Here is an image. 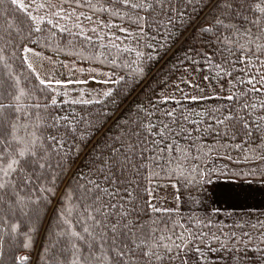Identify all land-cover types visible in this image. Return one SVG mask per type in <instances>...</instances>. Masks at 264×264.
<instances>
[{
	"label": "trees",
	"instance_id": "1",
	"mask_svg": "<svg viewBox=\"0 0 264 264\" xmlns=\"http://www.w3.org/2000/svg\"><path fill=\"white\" fill-rule=\"evenodd\" d=\"M43 2L45 0H37V3ZM233 3L240 4L242 0H233ZM157 8L156 12L139 13L142 19L138 20L136 12L123 10L109 0H47L45 8L33 6L29 10L32 15L44 18L41 31L37 32L34 28L29 31L32 22L11 5L10 0L0 5V47L4 48L5 63L10 65L7 69L0 65V72L11 71L18 76L32 100L39 101L42 109L43 105H48L44 109L46 114L68 117V121L61 123L71 121L66 138L67 148L72 149L64 159L63 168L56 167L60 157L52 158L57 175L55 184L49 186L55 188L54 194L27 193L33 198L42 197L38 220L30 223L19 211L10 214L7 209L0 214V223L7 217L9 225L20 224L16 233L9 228L3 234L0 264H19L18 258L23 256L28 257L23 264H49L47 257L65 243L60 241L56 248H51L66 227L61 213L71 208L70 219L81 218V207H87L93 195L90 192L85 196V187L92 188L89 180L99 178L96 170L101 167V159H109V153L114 147H120L122 140L127 145L132 128L145 119L140 106L154 113L150 117L153 121L160 117L169 123L172 138L165 143L170 144L172 150L161 152L164 143L158 147L151 143L160 137H148V150L144 152L147 159L138 170H132L135 182L130 187L137 199L141 222L152 225L155 220L167 235L174 229L176 234L190 236L178 211L154 213L145 203L150 201L151 182H172L181 196L198 195L205 191V167L212 156L247 165L264 160V108L260 107L264 91H252L253 85L247 83L249 79L258 80L264 73L260 62L264 61V54L258 53L259 60L253 57L252 62H245L247 54L238 44L226 48L212 33L201 31L214 25L217 17L238 25L244 23L242 17L234 15L229 20V13L217 0L195 3L170 0L163 12L159 6ZM169 15L173 17L171 23ZM49 20L52 23H48ZM127 34L135 38L127 39ZM239 43H244L243 38ZM27 46L60 59L105 69L110 72L112 81L121 77L123 80L107 86L112 90V97L102 95L93 100L86 97V85L45 87L39 83L41 78L33 67H28L30 63L25 60L23 51ZM137 53L141 55L138 57ZM138 65L144 68L141 76L134 72ZM190 66L204 69L207 82L213 88L229 81L233 99H227L228 96L196 100L179 97L164 103L174 79ZM255 87L260 88V83ZM52 97L57 100L56 105L51 104ZM177 99L179 104L175 103ZM251 104L256 107H249ZM171 110H174V119L162 115ZM225 115L233 117L226 122L228 127L216 123V118L222 119ZM245 120L248 128L243 127ZM73 128L81 132L86 129L87 135L81 140ZM137 139L131 137L132 141ZM77 144L79 147L75 148ZM60 155L63 156V151ZM135 159L140 163L143 158L137 154ZM46 175L50 181L51 173ZM120 195L125 194L121 191ZM231 220L237 222L233 228L239 234L237 238L234 234L227 235L224 242V249L232 257L231 264H264V210L243 220ZM30 227L34 228L30 233L32 242L29 248H24L21 242L27 239L24 232ZM79 227L77 224V230ZM46 247L51 251L46 253Z\"/></svg>",
	"mask_w": 264,
	"mask_h": 264
},
{
	"label": "snow or ice",
	"instance_id": "2",
	"mask_svg": "<svg viewBox=\"0 0 264 264\" xmlns=\"http://www.w3.org/2000/svg\"><path fill=\"white\" fill-rule=\"evenodd\" d=\"M5 2L6 0H0V5ZM109 2L123 10L136 12L139 20L142 19L139 13L156 12L157 6L163 12L170 0H109ZM195 2L199 0H188V3ZM217 2L225 12L229 13V20L234 15H240L244 23L238 25L227 22L225 18L217 17L214 25L204 27L201 31L212 33L216 41L226 48L229 45L238 44L241 51L247 54L245 62H252L253 57L259 60L258 53L264 54V0H242L240 4H234L233 0H217ZM10 3L28 16L32 22L29 31L33 28L37 32L41 31L40 25L44 22V18L32 15L29 10L33 6L36 9L45 8L47 0L43 3H37V0H27V2L26 0H10ZM54 15L59 16V13ZM172 19L173 17L169 15L168 22L171 23ZM48 23L52 21L49 20ZM241 38L244 43H239ZM228 50L232 51L231 48ZM23 51L38 55L28 47H24ZM140 55L137 53L138 57ZM260 62L264 66V61ZM0 65L6 69L10 68V65L5 63L3 47H0ZM28 67L31 69L32 65L28 64ZM134 72L137 76L143 75V66L138 65ZM120 80H123V77ZM120 80L111 81L109 77L104 82L120 83ZM39 83L50 87L53 81L40 79ZM55 83L60 84L59 81ZM247 83L253 85L252 91H264V73L260 74L258 80L249 79ZM256 83H260L261 87L256 88ZM189 86H192L190 82ZM196 87L199 86L196 85ZM176 89L183 92L179 85H176ZM112 95L111 89L103 92L104 97H112ZM171 99H173L172 96L164 97V103H168ZM191 99L196 100L197 97L193 96ZM227 99L232 100L233 96L230 95ZM50 102L52 105L57 104L54 97L50 98ZM175 103L179 104L180 100H175ZM248 106L256 107L255 104ZM47 107L48 105L45 104L42 109L39 101L32 100L31 94L26 91V86H21L18 76L11 71L0 72V214L6 209L10 214L19 211L23 216L28 217L30 223H34L40 217L42 197L33 198L27 193L40 191L54 194L55 188L49 186L55 184L57 175L53 169L52 158L60 157L56 167L63 168L64 159L72 151L67 148L66 138L71 121L68 124L61 123V121H68V117L46 114L44 109ZM260 107L264 108V100L261 101ZM140 110L145 112V119L132 128L127 145L122 140L121 146L114 147L109 153V159H101V167L96 170L99 178L89 180L92 188L85 187L84 195L88 196L90 192L93 195L88 206L81 207V218L70 219L71 208L61 213L66 227L58 234L59 239L51 245V248H56L60 241L65 243L47 257L49 264H176V262L189 264L187 245L193 239L192 235L186 238L183 233L176 234L174 229L169 230L172 232L171 235H167L155 220L152 221V225H147L139 218L137 199L133 195L134 190L130 187L135 182L131 173L133 169L138 170L147 159L144 157V152L148 150V137H160L159 140H152L151 143L157 147L164 143V148H160L161 152L166 149L172 150V146L165 143L172 138L169 123L160 117L153 121L150 117L154 113L143 106H140ZM162 115L174 119V110L164 112ZM231 119H233L231 115H225L222 119L216 118V123L228 127L226 122ZM243 127L248 128L246 120ZM61 129H64L63 133ZM72 131L76 132L81 140L87 135L86 129L81 132L73 128ZM132 136L138 139L132 141ZM141 136L143 139H139ZM74 147L78 148L79 145ZM62 151L63 156L60 155ZM137 154L143 158L140 163L136 162ZM125 172L129 175H124ZM47 173H51L50 181ZM121 191L125 195H120ZM148 191L151 195V190ZM145 203L154 213L170 211L158 207L151 201H145ZM77 224L80 226L79 230L76 228ZM9 228L12 233H16L20 224L9 225L8 218L3 217V223H0V250L3 249V234ZM32 231L34 228L31 227L25 230L24 235L27 239L21 242L22 247H30ZM197 235L202 242L204 234ZM51 248L46 247L45 252H50ZM195 251L199 254L197 259L199 264V260L204 259V254L199 247H196ZM2 259L3 253L0 251V261ZM27 259L26 256L19 257V264H23Z\"/></svg>",
	"mask_w": 264,
	"mask_h": 264
},
{
	"label": "rangeland",
	"instance_id": "3",
	"mask_svg": "<svg viewBox=\"0 0 264 264\" xmlns=\"http://www.w3.org/2000/svg\"><path fill=\"white\" fill-rule=\"evenodd\" d=\"M130 37L135 38L126 35L127 39ZM28 48L38 54L24 52L41 79H51L52 84L59 81L60 84L56 85H86V97L89 100L99 99L110 84L104 81L109 77L112 81L110 72L105 69L60 59L33 47ZM176 85L183 92L178 91ZM230 93L229 81L213 88L207 82L204 69L190 66L174 79L166 96L201 98L229 96ZM149 188L150 201L162 209L178 211L189 235L193 236L187 245L189 264H197L199 254L195 251L196 247L204 254L199 264H231L232 257L224 249V242L227 235L234 234L237 238L239 234L233 228L237 222L230 219L243 220L250 214L264 210V160L247 165L212 156L205 167V191L198 195L181 196L172 182H151ZM197 234H204L202 242Z\"/></svg>",
	"mask_w": 264,
	"mask_h": 264
}]
</instances>
